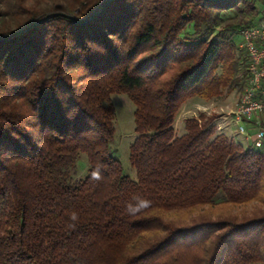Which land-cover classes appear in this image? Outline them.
Returning <instances> with one entry per match:
<instances>
[{
    "label": "trees",
    "instance_id": "16d2710c",
    "mask_svg": "<svg viewBox=\"0 0 264 264\" xmlns=\"http://www.w3.org/2000/svg\"><path fill=\"white\" fill-rule=\"evenodd\" d=\"M107 1L0 0V264H264V154L202 118L174 130L187 99L243 91L257 0ZM53 13L74 20L33 26ZM114 95L134 106V179Z\"/></svg>",
    "mask_w": 264,
    "mask_h": 264
},
{
    "label": "rangeland",
    "instance_id": "374dc122",
    "mask_svg": "<svg viewBox=\"0 0 264 264\" xmlns=\"http://www.w3.org/2000/svg\"><path fill=\"white\" fill-rule=\"evenodd\" d=\"M237 19H240V16L234 10L225 13L226 22L231 21L234 23ZM222 30L221 26L213 29L211 36H219ZM192 32L191 27H189L182 32L181 37H190L193 39L194 36H192ZM235 42L239 44L240 37L236 38ZM219 71L220 70H218L217 74L220 73ZM239 98L240 93L237 91H223L219 96H214L208 99H202L199 97H191L187 99L181 106L174 124L176 136H180L184 133V122L187 119L202 118L201 122L205 123L210 121L209 126L214 127L215 134H225L230 140L239 144L244 149L250 147L251 143L249 140L236 134L235 126L230 119L233 117ZM110 102L115 110V136L112 148L115 152V157L122 166L123 172L134 179V170L130 167L128 160L129 147L135 139L133 122L134 106L125 95H114ZM85 170L86 161L82 158L78 162L77 177H82Z\"/></svg>",
    "mask_w": 264,
    "mask_h": 264
},
{
    "label": "built area",
    "instance_id": "2783aa9c",
    "mask_svg": "<svg viewBox=\"0 0 264 264\" xmlns=\"http://www.w3.org/2000/svg\"><path fill=\"white\" fill-rule=\"evenodd\" d=\"M239 48L247 57V82L230 118L236 134L264 154V20L240 32Z\"/></svg>",
    "mask_w": 264,
    "mask_h": 264
},
{
    "label": "clouds",
    "instance_id": "9594fccd",
    "mask_svg": "<svg viewBox=\"0 0 264 264\" xmlns=\"http://www.w3.org/2000/svg\"><path fill=\"white\" fill-rule=\"evenodd\" d=\"M92 179L99 180L101 179V175L99 170L93 171L92 173ZM150 204V201L145 200L143 197H134L133 202L129 203L126 206V211L132 215L137 213L138 211L143 210L145 207H147ZM70 221L72 222L69 227H75L76 223L79 220V216L77 212H72L69 217Z\"/></svg>",
    "mask_w": 264,
    "mask_h": 264
},
{
    "label": "water",
    "instance_id": "95a60500",
    "mask_svg": "<svg viewBox=\"0 0 264 264\" xmlns=\"http://www.w3.org/2000/svg\"><path fill=\"white\" fill-rule=\"evenodd\" d=\"M110 1H111V0H108V1H107L105 8L109 5ZM98 13H99V12L94 13L93 16L89 19V21H90L92 18H94ZM54 16H64V17H67V18H69V19L74 20V18H73L72 16H68V15H65V14H63V13H53V14H48V15H46V16L43 17L41 20H39V21H37L36 23H34L33 26H37V25H39L40 23H42V22L46 21L47 19H49V18H51V17H54ZM17 34H19V32L16 33L15 35H17ZM0 41L2 42V41H4V39H3V40H0Z\"/></svg>",
    "mask_w": 264,
    "mask_h": 264
},
{
    "label": "crops",
    "instance_id": "0c3cea01",
    "mask_svg": "<svg viewBox=\"0 0 264 264\" xmlns=\"http://www.w3.org/2000/svg\"><path fill=\"white\" fill-rule=\"evenodd\" d=\"M255 4L258 8L259 18L264 20V0H257Z\"/></svg>",
    "mask_w": 264,
    "mask_h": 264
}]
</instances>
